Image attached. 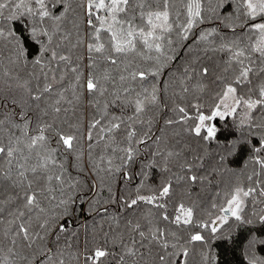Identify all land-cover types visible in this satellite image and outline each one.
<instances>
[{
    "label": "snow or ice",
    "instance_id": "obj_1",
    "mask_svg": "<svg viewBox=\"0 0 264 264\" xmlns=\"http://www.w3.org/2000/svg\"><path fill=\"white\" fill-rule=\"evenodd\" d=\"M241 229L264 264V0H0V264H220Z\"/></svg>",
    "mask_w": 264,
    "mask_h": 264
},
{
    "label": "trees",
    "instance_id": "obj_2",
    "mask_svg": "<svg viewBox=\"0 0 264 264\" xmlns=\"http://www.w3.org/2000/svg\"><path fill=\"white\" fill-rule=\"evenodd\" d=\"M161 79H166V77H161ZM213 148L215 145L212 146ZM237 160H239V163L236 162V160H233L231 163V166L233 168L239 169L242 167L243 164V158L238 157ZM121 188V191H123V185H119ZM116 206H110V211H114ZM79 215V213H78ZM85 217L80 216V220H84ZM79 222V221H78ZM88 223L91 224L92 220L91 218H88ZM244 230H240V235L236 239V243H222L217 242L215 251L220 255V264H243V241H244Z\"/></svg>",
    "mask_w": 264,
    "mask_h": 264
}]
</instances>
